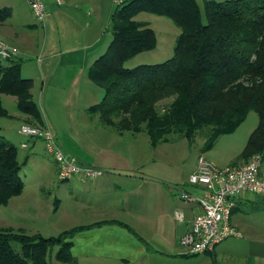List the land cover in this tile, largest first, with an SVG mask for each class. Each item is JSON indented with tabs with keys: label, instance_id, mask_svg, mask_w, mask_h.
Returning <instances> with one entry per match:
<instances>
[{
	"label": "crops",
	"instance_id": "obj_1",
	"mask_svg": "<svg viewBox=\"0 0 264 264\" xmlns=\"http://www.w3.org/2000/svg\"><path fill=\"white\" fill-rule=\"evenodd\" d=\"M46 1L48 13L40 22L27 0H0V9H9L8 16L0 20V38L20 50L14 60L21 76L32 80L30 93L43 125L52 129L55 138L58 134L62 147L80 164L105 171L93 180L69 181L65 200L59 203L56 199L51 206L53 212L62 209V222L68 224L51 236L77 229L67 238L76 264H264V195L243 193L236 199L230 223L238 235L226 237L212 250L188 254L180 238L190 229L199 206L180 199L178 189L203 194L204 187L191 184L188 177L205 152L198 147L186 165L175 158L180 149L172 144L179 140L152 146L147 135L117 134L100 124L98 114L88 112L104 93L89 79L88 70L112 38V13L129 0ZM196 1H202L204 7V0ZM11 96L16 104V97ZM6 111L0 117L8 116ZM14 115L20 125L36 122L18 108ZM5 122L0 121V135L11 141ZM127 133L129 137H123ZM29 143L34 152L43 148L40 140ZM244 145L224 152L223 166L247 162L249 158L237 159ZM149 147L152 154L144 152ZM54 172L56 175V166ZM260 174L264 176L261 168ZM175 211L182 214L181 219L175 217Z\"/></svg>",
	"mask_w": 264,
	"mask_h": 264
},
{
	"label": "trees",
	"instance_id": "obj_2",
	"mask_svg": "<svg viewBox=\"0 0 264 264\" xmlns=\"http://www.w3.org/2000/svg\"><path fill=\"white\" fill-rule=\"evenodd\" d=\"M140 11L170 18L180 32L171 57L128 68L126 60L156 45L153 28L135 18ZM8 14L1 8L0 20ZM110 26L112 38L88 70L89 79L104 91L88 108L102 126L120 135L143 131L152 146L173 141L172 135L191 143L205 128L204 152L253 109L258 123L237 159L264 155V0H205L203 9L196 0H129L112 13ZM32 84L21 76L18 62L0 60V95L15 96L18 110L43 125ZM6 114L0 96V116ZM20 167L15 146L0 135V205L23 191ZM75 230L46 237L2 228L0 264H48L54 246L57 261L76 264L71 241L65 240Z\"/></svg>",
	"mask_w": 264,
	"mask_h": 264
},
{
	"label": "rangeland",
	"instance_id": "obj_3",
	"mask_svg": "<svg viewBox=\"0 0 264 264\" xmlns=\"http://www.w3.org/2000/svg\"><path fill=\"white\" fill-rule=\"evenodd\" d=\"M199 4L203 7L202 1H199ZM140 17L142 20L149 21V26L155 31L156 45L151 50L138 53L126 60L124 66L128 68L141 63L152 64L155 62H162L171 57L176 36L180 32V28L166 16L140 11L135 18ZM2 62L8 64L10 60L2 59ZM1 99L2 106L8 110L9 115L0 117V121H8L5 122L7 123L6 128H10L12 134L10 142L15 146L18 152V160L21 165L19 176L24 182V188L19 195L11 198L6 205H0V230L5 227H10L14 230L21 229V231L30 235L36 232L46 237L55 235L60 231L63 225L68 223L66 220L62 222V209L59 208L53 212L51 206L56 199L59 200V203L60 199L62 201L65 200V187L72 182L57 180V175H55L54 172V161L44 148H40L34 152L35 148L32 149L31 145L27 148L21 147V143L26 142L30 144V139L18 132L21 120L14 115L17 109L14 98L9 94H2ZM95 116L97 117V114H95ZM257 123L258 114L252 109L247 113L243 122L232 133L223 134V136H221L223 138H220L221 140L219 143L217 142L218 144L216 147L211 149V151H204L205 153H203V155L208 159L212 158L211 162L216 166L222 167L226 158L225 153H228L229 150H236L240 148L242 144H245L250 132L255 128ZM1 127L2 123L0 124V134L3 132ZM204 131L205 128L198 131L191 143L188 142L186 138L180 140L181 138L176 139L177 136L172 135L171 138H173V141L179 140L172 144L180 149L175 158H181L182 163L187 165L190 161V156L198 153L197 148L201 147L203 143L202 136L205 133ZM139 133L142 134H138V136L146 135L143 131ZM129 135L130 134L127 133V136L123 137L127 138ZM59 140L60 138L58 134H56V141L58 144L63 150H67L62 147ZM148 149L144 150V152L149 151L148 153L152 154V148L149 147ZM157 151L158 150H155L153 154ZM28 156L33 158L25 162L24 159ZM251 157L252 155L249 159H251ZM34 159L37 162L34 163ZM262 161L260 168L264 172V155L262 156ZM38 171H41V174H37ZM70 204L71 203H68L67 206ZM60 206L61 205H59V207ZM65 240L68 239L65 238ZM15 247L18 248L19 245L17 244ZM57 249V246H54L48 251V264H70L55 259L54 254Z\"/></svg>",
	"mask_w": 264,
	"mask_h": 264
},
{
	"label": "built area",
	"instance_id": "obj_4",
	"mask_svg": "<svg viewBox=\"0 0 264 264\" xmlns=\"http://www.w3.org/2000/svg\"><path fill=\"white\" fill-rule=\"evenodd\" d=\"M61 3L63 0H54ZM37 21H43L48 13L46 0H27ZM20 50L0 38V59H15ZM19 132L31 140H41L43 148L56 166L59 181L93 180L104 174V170L82 165L77 158L63 150L56 141L55 134L47 125L23 123ZM27 148L28 143H21ZM262 156L257 153L242 165L228 164L218 167L204 155L197 158L195 169L189 174L188 181L201 185L204 192L200 196L178 189V196L184 201L197 203L198 212L191 220L190 229L180 238V245L188 254H198L212 250L218 243L239 232L231 225L230 215L236 199L243 193L264 195V176L260 174ZM177 219L182 218L175 211Z\"/></svg>",
	"mask_w": 264,
	"mask_h": 264
}]
</instances>
